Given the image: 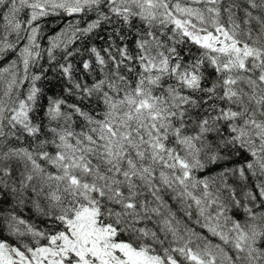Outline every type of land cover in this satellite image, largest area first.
<instances>
[{"label": "snow or ice", "instance_id": "6c2138e0", "mask_svg": "<svg viewBox=\"0 0 264 264\" xmlns=\"http://www.w3.org/2000/svg\"><path fill=\"white\" fill-rule=\"evenodd\" d=\"M0 264H264V0H0Z\"/></svg>", "mask_w": 264, "mask_h": 264}, {"label": "trees", "instance_id": "16d2710c", "mask_svg": "<svg viewBox=\"0 0 264 264\" xmlns=\"http://www.w3.org/2000/svg\"><path fill=\"white\" fill-rule=\"evenodd\" d=\"M61 25V21L56 18H50L48 21V28L50 29L49 34L54 33L58 30L59 26ZM111 29L105 28L100 31L98 34L94 35L92 38L86 39L83 43V54L73 58V63L77 71L75 75L78 79L88 80L91 82L90 77L86 76L85 73L81 70V60L88 59V53L86 51L87 48L91 46H96L98 48L106 47L108 42V37L110 35ZM47 75V79H44L39 82V86L43 89L44 96L41 98L39 104L40 107L37 110L36 118L42 119L44 115V108L47 105V97L50 96H61L63 95L69 102H74V98L67 96L63 89L66 87V83L62 77L56 71L49 70ZM41 227H43V223L41 221H37ZM5 236L7 234L5 233Z\"/></svg>", "mask_w": 264, "mask_h": 264}]
</instances>
